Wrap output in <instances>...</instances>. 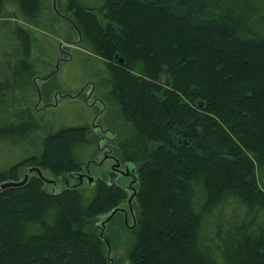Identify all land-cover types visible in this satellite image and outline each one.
Wrapping results in <instances>:
<instances>
[{
  "label": "trees",
  "instance_id": "trees-1",
  "mask_svg": "<svg viewBox=\"0 0 264 264\" xmlns=\"http://www.w3.org/2000/svg\"><path fill=\"white\" fill-rule=\"evenodd\" d=\"M61 2L82 34L66 72L91 87L101 127L136 168L124 260L264 264V0ZM138 8L199 41L153 50ZM65 29L55 0H0V184L29 166L56 179L93 157L82 100L39 108L36 82L58 65ZM43 186L33 176L0 193V264H111L94 224L125 193Z\"/></svg>",
  "mask_w": 264,
  "mask_h": 264
},
{
  "label": "rangeland",
  "instance_id": "rangeland-1",
  "mask_svg": "<svg viewBox=\"0 0 264 264\" xmlns=\"http://www.w3.org/2000/svg\"><path fill=\"white\" fill-rule=\"evenodd\" d=\"M55 7L57 13L61 16V19L65 23V35L66 40L65 42L61 43V56L56 66L55 70L48 75L47 77L38 80L37 87L39 89V108H55L64 106L67 107V102H71V100L80 99L82 102L90 109L91 111V138L94 144V154L93 157L90 159L94 163H90L88 168L82 169L77 171L78 174H86L88 175V179L96 180L98 177H108L107 173L109 171L110 162H105L103 165L99 163L103 160V154L108 152L106 146L108 142L112 140V136L109 133H106L104 129L100 125V118L103 113V107L99 104L93 97L92 89L89 85L85 86H78L81 83L80 78L75 77L70 72H66V68L69 61V54L75 48L77 42L80 41L82 34L78 27L75 24V19L71 13L65 12L62 7L61 0H55ZM95 18V17H94ZM97 20L102 21L101 18L96 17ZM95 19V20H96ZM134 20L136 23V27L138 28L139 34L146 38L151 45L153 50L160 51V45L165 42H171L170 46L173 44H182L188 49L189 41L198 40L199 36H192L186 31L180 30L171 23L162 21L161 18L157 17L155 14L151 13L150 11H146L144 9L138 8L135 12ZM104 24V23H103ZM102 27L100 30L102 31ZM104 30V29H103ZM192 36V37H191ZM115 59V58H114ZM202 60V59H201ZM117 62V58L114 60ZM182 63V61H179ZM119 64H123V60L118 61ZM185 65V62L182 63ZM188 68L187 65H185ZM164 78L163 82L168 84L166 77ZM181 80H185V77L180 76ZM100 142V144H99ZM99 149H101L99 151ZM111 149V148H110ZM112 153V152H111ZM31 167V166H29ZM29 167H25L21 169L18 173V182H22L24 175L26 174ZM42 175L47 178L48 180H52V176L47 171L41 169ZM76 173L72 174H65L60 176L56 179L57 181V188H54V184H46L44 185V189L47 192H52L53 190L61 191L66 190L69 188H79L81 189L91 187L86 179H83L82 183L78 185V180L76 176L74 178L71 175H75ZM6 183L0 184V186ZM125 203V202H124ZM124 207L126 208L125 204ZM135 209V206H134ZM108 215H104L102 217H98L97 221L95 222L94 226L98 235L101 234V222L107 217ZM116 222V224H115ZM115 222L110 225V227L106 228L104 232V237L106 239L105 242L108 243V246H105L106 256L109 259L111 264H131L124 260L122 249L120 246V239L122 234L124 233V226L122 220H115ZM117 225H119L117 227ZM129 225H131V220L129 219ZM117 227V229H116ZM109 229V230H108ZM115 233H114V232ZM113 234H112V233ZM115 235V237H114Z\"/></svg>",
  "mask_w": 264,
  "mask_h": 264
},
{
  "label": "flooded vegetation",
  "instance_id": "flooded-vegetation-1",
  "mask_svg": "<svg viewBox=\"0 0 264 264\" xmlns=\"http://www.w3.org/2000/svg\"><path fill=\"white\" fill-rule=\"evenodd\" d=\"M92 123V121H91ZM92 127V126H91ZM92 131V128H91ZM105 131V130H104ZM106 133H109L105 131ZM110 134V133H109ZM112 140L108 142V145L106 146V149H108V152H105L103 154V160L99 163L100 165H103L105 162H110L109 171L107 173L108 177H98L95 181H89L88 175L86 174H78L75 172V175H71L72 178L76 176L78 180V185L82 183L83 179H86L89 185H95L97 181H101L102 183L108 185V186H115L116 188L120 189L122 192L126 195V201L121 206H119L117 209L113 210L111 213L115 211V214L111 217V219L108 222H105L106 219L111 215V213L101 222V234L100 237L104 241L105 245L108 246V243L105 242L106 239L104 237V232L106 228L110 227L113 222L118 218V220H122L123 226L127 230H131L134 227L135 224V195H136V188H137V175H136V168L131 163H124L118 156V151L115 146L114 137L112 134ZM100 144V142H99ZM110 145V146H109ZM109 146V147H108ZM101 149H99L100 151ZM95 151V150H94ZM112 152V153H111ZM90 163H94L93 161L89 160L85 166H83L80 170L88 168L87 165ZM38 170V172H37ZM79 170V171H80ZM28 176V179L30 177L36 176L39 180L43 182V185L46 184H54V188H57V181L55 180H48L42 175V172L39 168L35 167H29L26 174L24 175L23 179ZM27 179V181H28ZM26 181V182H27ZM72 190H79V188H69ZM62 191V190H61ZM60 192V191H57ZM55 190H53L50 193H57ZM124 204L126 208L124 207ZM129 219L131 220V225H129ZM105 222V223H104ZM116 224V222H115ZM119 225H117L118 227ZM116 227V229H117ZM109 230V229H108ZM114 232V231H113ZM112 233V232H111ZM115 233V232H114ZM113 234V233H112ZM115 237V235H114Z\"/></svg>",
  "mask_w": 264,
  "mask_h": 264
},
{
  "label": "water",
  "instance_id": "water-1",
  "mask_svg": "<svg viewBox=\"0 0 264 264\" xmlns=\"http://www.w3.org/2000/svg\"><path fill=\"white\" fill-rule=\"evenodd\" d=\"M37 172H38V170H37ZM27 179H28V176H26V177L23 179L22 182H17V183H6V184L0 186V193H1L2 191L6 190V189H9V188H18V187H21L22 185H24V184L26 183ZM89 181H92V180L89 179ZM114 214H115V211H114L113 213H111V215L106 219L105 222H108ZM105 222H104V223H105Z\"/></svg>",
  "mask_w": 264,
  "mask_h": 264
},
{
  "label": "bare ground",
  "instance_id": "bare-ground-1",
  "mask_svg": "<svg viewBox=\"0 0 264 264\" xmlns=\"http://www.w3.org/2000/svg\"><path fill=\"white\" fill-rule=\"evenodd\" d=\"M23 180V179H22Z\"/></svg>",
  "mask_w": 264,
  "mask_h": 264
}]
</instances>
